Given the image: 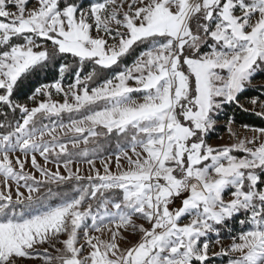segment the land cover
<instances>
[{
    "label": "snow or ice",
    "instance_id": "obj_1",
    "mask_svg": "<svg viewBox=\"0 0 264 264\" xmlns=\"http://www.w3.org/2000/svg\"><path fill=\"white\" fill-rule=\"evenodd\" d=\"M67 56L78 67L73 82L64 83L72 65L63 63L58 79L28 97L34 106L16 99L23 80ZM258 72L264 0H0V104L20 113L13 123L5 112L0 123V264L37 258L45 244L56 255L45 249L44 264H211L221 255L264 264V127L243 125L252 135L241 139L229 119L235 142H207L221 110L240 103ZM248 102L264 117V98ZM53 116L57 123H43ZM110 137L116 172L111 156L103 175L92 158L85 162L95 175L71 169L74 156L94 155ZM69 145L84 147L74 154ZM37 154L45 163L54 154L56 171ZM70 181L55 193L59 203H45L51 185ZM241 215L225 247L221 229Z\"/></svg>",
    "mask_w": 264,
    "mask_h": 264
},
{
    "label": "trees",
    "instance_id": "obj_2",
    "mask_svg": "<svg viewBox=\"0 0 264 264\" xmlns=\"http://www.w3.org/2000/svg\"><path fill=\"white\" fill-rule=\"evenodd\" d=\"M83 2L87 3V0H83ZM147 46L146 45H136L134 46L133 50L130 51V53L124 58L123 63L120 66L119 70H122L125 65H131L134 60L139 56V54L145 50ZM63 63H68L72 65V67L67 71L64 75V83H71L74 81V73L78 70V67L76 65V62L73 61L71 56L64 57L63 59L57 58L55 61H53L48 67H45L43 70L39 71L38 73H35L31 75L28 79L23 80V83L20 84L18 92L14 93L17 100L28 102L33 92L36 88L40 87L43 84L52 83L56 79L59 78V66ZM115 67V66H114ZM91 68V65L86 64L84 71L87 72ZM83 75V73H81ZM107 76H111L112 72L108 71L105 73ZM255 80L257 81H264V72H258L255 76ZM252 97H261L264 98V87H261V85H252L250 88L246 89L245 92L241 95L240 101L245 99H251ZM246 108L241 107L240 104L232 103L227 106H225L221 112L219 113L218 120L219 121H227L231 119L236 125L243 126V125H249L253 127H264V117L259 116L256 114V111L248 110L245 111ZM7 112L8 116L7 119L9 121H12L13 123L16 120L20 119V113L19 110H17L16 113H12L7 106H4L3 104H0V123L5 122V116L3 113ZM66 113L62 114V121H65ZM215 129H217L218 132L210 133V135L207 136V139L215 137L218 135V133L223 132L226 129L225 124H220L218 126H215ZM4 129H0V132H3ZM92 147V146H90ZM83 147L80 146L78 149L79 152L81 151ZM118 151V143L115 137L110 138H102V142L100 144L99 149L95 152L93 155L91 152L89 154V157H83V156H74V159L76 160H86L88 158L92 159H98L102 158L106 155H110L112 153H115ZM73 153V152H72ZM76 154V153H75ZM235 155H242L240 152H234ZM64 157L59 158V162H63ZM82 184L86 185L87 181H81ZM75 186V181L67 182L66 184H61L59 186L57 185H51L53 188L54 195L50 197L47 201H45L46 204L49 206H53L58 203L59 196L55 195V193H60L64 191L70 190L72 187ZM74 194V193H73ZM239 218H244L243 215L239 216L236 220H233L227 228H222L220 236L222 238H229L231 235L236 234L240 231L241 226L237 222ZM245 228H248L249 225H245ZM211 238L215 239V235L212 234ZM230 259L229 255H222L217 258H211V263L213 264H222V263H228V260Z\"/></svg>",
    "mask_w": 264,
    "mask_h": 264
},
{
    "label": "rangeland",
    "instance_id": "obj_3",
    "mask_svg": "<svg viewBox=\"0 0 264 264\" xmlns=\"http://www.w3.org/2000/svg\"><path fill=\"white\" fill-rule=\"evenodd\" d=\"M28 6L29 7L32 6V0H28ZM129 83L130 84H133L134 82H131L130 81ZM253 85H264V81L261 82V81L254 80ZM133 95L136 96L138 94L134 93ZM38 99H40V98H38ZM54 99L60 101L61 103L63 102L60 96H55ZM249 100L250 99L241 100L239 104L240 105H243L244 108L253 111V106L248 102ZM27 103H28V106L29 107L34 106L30 100ZM256 111H259V109H256ZM65 116H66L67 119L65 121H63V123L64 124H68L69 123V115L66 113ZM73 116L75 118H79L80 114L79 113H74ZM57 120H58V118L55 117V116H53L51 118V120L45 119L43 121V123H45V124H49V123L55 124V123H57ZM227 121H219L218 120V123H217L216 126H218L220 124H225L226 125V129L223 132L218 133L217 136L207 139V142L209 144H211L213 147H223V146L231 145L232 143L235 142V138L233 136H231V134L227 130L228 129ZM231 127H232L233 131H235L236 133H238V135H239V137L241 139H243L245 136H249L250 137L252 135L250 132H247L243 126L236 125L234 122L232 123ZM57 131L59 132L60 130L58 129ZM215 132H218V131L214 127V129L210 130V132H209L208 135H210V133H215ZM69 135H71V134H69ZM45 139H50V138L49 137H45ZM59 139L62 140V141H64L67 138L64 136L63 132H60ZM81 146L84 147V145H81ZM69 149L74 154L75 153L76 154H79L80 153L79 150H78L79 148H71V145H69ZM116 153H117V151L115 153L110 154V155H106V156H104L102 158H98V159L96 158V159H94L95 160V169H99L100 172H101V175L104 174L103 173V167H104V165L102 163V160H105L109 156L112 157V160L110 162V169H111V171L112 172H116L117 171L116 161H115V155H116ZM16 155H20V153H16ZM238 156H241V155H238ZM37 161L41 165H43L44 167H46L47 169H50L52 172H55L56 171V157H55L54 154H53L52 157H50V162H48V163H45L44 158L41 157V156H39L37 154ZM85 161L86 160H76V159H74V162L71 165V169L73 171H75L77 168H79L80 169L79 174L82 175V176H85V177L87 175H89V174L95 175L94 170H92L91 167H90V165L87 164ZM59 163H60V168H59L60 173L62 175H67V171H66V169L63 166V162H59ZM121 163L122 164L125 163L123 157H121ZM26 170H28L30 172H33L36 175L37 179L40 178L39 172H37L35 169L32 168L30 161L26 164ZM20 190L22 192H25V194H27L26 189L21 188ZM13 195L15 196V192H13ZM106 195H108V194H106ZM226 195H227V193H226ZM59 201H60V198L58 199V203H59ZM178 203H179V201H177V204ZM55 205H53V206H55ZM95 208H96V204L94 203V210H95ZM101 211H102V209H101ZM136 222L137 223H144L142 220H137ZM89 223H90V221H89ZM145 226L147 227L146 224H145ZM107 235L108 234L105 233V237H107ZM125 235H127L128 236V240L130 242H133V243L137 239H139V236L136 235V234L125 233ZM64 238H66V237H63V236L61 237V239H64ZM209 239H211L213 242L215 240V239L211 238V235H210ZM221 239H222V242H223V244H224L225 247H227L228 245H230V243H231L230 237L229 238H222L221 237ZM56 247H62V245L57 244ZM45 249L47 250V253L48 254L56 255L55 249L54 248H51L47 244H45V245L40 246L38 248V256H37V258H33V259H22L21 260V264H44V250ZM213 251L219 252L220 251V246L219 245L215 246V248L213 249ZM217 257H219V256H212V258H217ZM211 264H213V263H211ZM217 264H219V263H217ZM222 264H228V263H222Z\"/></svg>",
    "mask_w": 264,
    "mask_h": 264
}]
</instances>
